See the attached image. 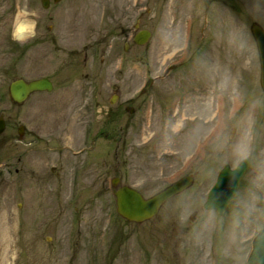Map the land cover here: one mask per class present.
<instances>
[{
    "label": "rangeland",
    "instance_id": "374dc122",
    "mask_svg": "<svg viewBox=\"0 0 264 264\" xmlns=\"http://www.w3.org/2000/svg\"><path fill=\"white\" fill-rule=\"evenodd\" d=\"M252 22L264 0H0V264H246L264 225ZM43 76L51 91L12 102V80ZM246 156L223 214L205 209ZM182 175L150 219L117 214L113 178L149 197Z\"/></svg>",
    "mask_w": 264,
    "mask_h": 264
},
{
    "label": "water",
    "instance_id": "95a60500",
    "mask_svg": "<svg viewBox=\"0 0 264 264\" xmlns=\"http://www.w3.org/2000/svg\"><path fill=\"white\" fill-rule=\"evenodd\" d=\"M58 1V0H54ZM44 7H48L49 0H42ZM250 31L254 38L260 62V86L264 91V29L256 22L250 25ZM150 37L148 30L138 31L133 38L136 44H144ZM127 45V44H126ZM51 81L43 76L37 79L26 81L23 78L12 80L8 85V94L14 103H22L28 95L34 91L51 90ZM5 129L4 118L0 115V134ZM22 134V129H19ZM250 164V157L242 159L234 168L224 165L219 171L215 183L210 188L205 209H214L219 214L223 213L230 201L235 196L240 180ZM193 177L186 175L159 190L150 197H144L135 188L122 185L114 189L116 198V212L127 221L140 223L153 217L160 206L172 196L192 184ZM118 178H113L111 184L116 187ZM246 264H264V225L252 239V248L246 259Z\"/></svg>",
    "mask_w": 264,
    "mask_h": 264
},
{
    "label": "bare ground",
    "instance_id": "6f19581e",
    "mask_svg": "<svg viewBox=\"0 0 264 264\" xmlns=\"http://www.w3.org/2000/svg\"><path fill=\"white\" fill-rule=\"evenodd\" d=\"M20 14H17L15 16V28H14V34L15 36L20 39L24 36H27L32 31V23L28 20H19ZM20 30H23L21 33Z\"/></svg>",
    "mask_w": 264,
    "mask_h": 264
},
{
    "label": "flooded vegetation",
    "instance_id": "af4514ba",
    "mask_svg": "<svg viewBox=\"0 0 264 264\" xmlns=\"http://www.w3.org/2000/svg\"><path fill=\"white\" fill-rule=\"evenodd\" d=\"M47 77V76H46ZM49 80H50V78L49 77H47ZM51 81V80H50ZM51 83H52V81H51ZM52 86H53V83H52ZM52 89H53V87H52ZM23 132H24V129L22 130V134H23ZM19 133V132H18ZM21 134V135H22ZM66 147L68 148L69 146H67L66 145ZM115 178H118L119 179V182H118V184H117V186L116 187H113L112 186V184H111V186H112V193H113V195H114V189H116V188H118V187H120V186H122V185H124V184H122L121 185V178H119V177H115ZM111 183V182H110ZM189 189V188H188ZM187 190V189H186ZM185 190V191H186ZM114 197H115V195H114ZM115 204H116V198H115ZM118 214V213H117ZM119 215V214H118ZM120 216V215H119ZM122 217V216H121ZM123 218V217H122ZM125 219V218H124ZM126 220V219H125Z\"/></svg>",
    "mask_w": 264,
    "mask_h": 264
},
{
    "label": "snow or ice",
    "instance_id": "6c2138e0",
    "mask_svg": "<svg viewBox=\"0 0 264 264\" xmlns=\"http://www.w3.org/2000/svg\"><path fill=\"white\" fill-rule=\"evenodd\" d=\"M21 31V33L23 32V30H20Z\"/></svg>",
    "mask_w": 264,
    "mask_h": 264
}]
</instances>
